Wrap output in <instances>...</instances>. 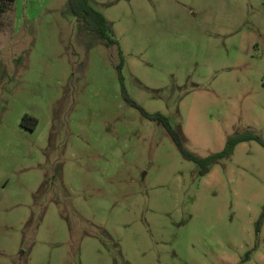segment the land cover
Instances as JSON below:
<instances>
[{
    "label": "rangeland",
    "instance_id": "1",
    "mask_svg": "<svg viewBox=\"0 0 264 264\" xmlns=\"http://www.w3.org/2000/svg\"><path fill=\"white\" fill-rule=\"evenodd\" d=\"M90 4L188 151L264 138V0ZM118 62L68 0H0V264H264V148L199 175Z\"/></svg>",
    "mask_w": 264,
    "mask_h": 264
},
{
    "label": "trees",
    "instance_id": "2",
    "mask_svg": "<svg viewBox=\"0 0 264 264\" xmlns=\"http://www.w3.org/2000/svg\"><path fill=\"white\" fill-rule=\"evenodd\" d=\"M68 8L72 15L75 17V19L82 22L88 31L97 34L102 44L106 46H117L119 56L117 70L119 73L121 91L124 99L127 101V103H129V105L138 109V111L145 118L154 122H158L164 128L176 148L199 166V175H205L206 173H208L213 162L220 158L229 156L233 151L234 147L240 142L254 140L264 148V138L257 134L254 130L246 129L243 132L229 135L225 141L223 148L220 151L214 152L207 156L200 157L188 151L183 145L181 136L172 127L166 115L160 112L150 113L128 96L125 87L122 83V76L120 73L124 61L123 54L121 49L119 48L118 41L112 36L111 26L107 18L100 11L92 7V5L90 4V0H68ZM26 119V116L22 118V125L24 124ZM261 216H264V211L262 212Z\"/></svg>",
    "mask_w": 264,
    "mask_h": 264
}]
</instances>
